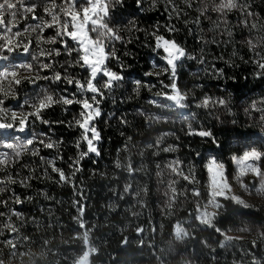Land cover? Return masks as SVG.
Instances as JSON below:
<instances>
[{
  "label": "trees",
  "instance_id": "trees-1",
  "mask_svg": "<svg viewBox=\"0 0 264 264\" xmlns=\"http://www.w3.org/2000/svg\"><path fill=\"white\" fill-rule=\"evenodd\" d=\"M49 2L43 0V5ZM55 2L59 5L62 0ZM219 3L220 0H191L189 6L186 0H142L140 8L135 0L113 4L107 23L118 29L128 43L116 41L118 59L106 61L124 79L112 92L104 89L103 99L97 97L102 113L95 120L102 137L97 145L100 154L88 155L78 165L81 171L71 172L73 161L86 151L82 141L77 147L81 129L75 126V118H79L80 106H68L66 110L63 105H54L45 112L43 118L50 124L36 122L32 129L38 140L0 170V181L11 175L28 184L24 187L18 182H0L5 189L0 192V200L8 201L7 207H0V212L6 213L0 217V264H78L83 253H87V264L264 261V191L257 192L253 177L245 179L249 188L237 185L248 208L219 198L222 207H214L212 227L201 222L197 211L209 199L205 167L209 156H216L228 167L232 155L254 147V142L264 152L262 113L251 108L253 101L264 100V77L256 75L259 69L253 62L258 59L257 52L264 56V0H236L237 7L226 16L212 11ZM173 7L179 10V18ZM204 7L208 12L202 15ZM248 11L253 15L248 16ZM36 15L50 20L43 6L38 7ZM243 19L248 21L247 27L239 23ZM252 24L257 27L252 28ZM170 25L177 31L169 32ZM153 32L175 39L187 52L203 55L207 62L201 65L198 60H185L179 69L178 87L189 97L188 109L160 106L170 103L156 95L161 91L170 93L160 84L161 80L170 82L167 75L143 76L145 72L159 71L163 64L151 52L155 45ZM42 35L54 36L55 29H45ZM61 52L56 58L60 64L77 58L75 53L71 57L63 53L62 47ZM220 56L222 60L217 59ZM154 59L156 68L152 67ZM213 64L224 69L223 76L204 70ZM69 73L82 81L88 75L79 66L69 68ZM45 74L50 75L41 73ZM106 79L98 77V86ZM43 83L53 93L59 91ZM68 87L70 92L75 91L73 86ZM17 92L22 103L25 93L20 89ZM206 96L224 99L227 107L197 108L195 105ZM153 100L157 103H151ZM9 101L5 107L20 111L16 100L10 97ZM189 125L196 132L211 130L223 147L214 148L210 138L190 134ZM16 136L24 138L14 130H0V140L5 143L15 142ZM39 139L57 147L45 149ZM34 148L40 149L39 155H32ZM0 152L11 155L6 147L0 146ZM41 156L45 160L59 157L56 167L65 171L64 180H59ZM260 167L264 171V157ZM184 176L188 181L182 179ZM195 191L198 196L193 195ZM13 193L24 202L15 204ZM12 210L20 215L12 216ZM215 228L233 238L232 242L222 248L223 235Z\"/></svg>",
  "mask_w": 264,
  "mask_h": 264
},
{
  "label": "snow or ice",
  "instance_id": "snow-or-ice-1",
  "mask_svg": "<svg viewBox=\"0 0 264 264\" xmlns=\"http://www.w3.org/2000/svg\"><path fill=\"white\" fill-rule=\"evenodd\" d=\"M135 2L137 7L140 8L142 0H135ZM114 3H122V0H108V2L106 0H83V3H80L79 0H62L59 5L55 0H50L46 5H43V0H0V130H14L23 134L24 137L22 139L21 136H16L14 138L15 142L5 143L0 140V146L11 150V155L8 152H0V170L10 165L13 158H19L22 152L29 151V146L38 140V134L32 129L35 127L36 122L44 125L50 124L43 117L45 112L54 105H63L66 110L68 106H80L79 118H75V126L81 129L77 147H80V142L82 141L86 144V151H81L76 160L73 161L71 172L79 173L81 168L78 165L88 155L95 154L98 156L100 154L97 145L102 137L95 125V120L102 113L100 109L101 100L97 99V97L99 96L103 99L104 89L110 93L114 87H119L124 79L121 74L111 70L107 66L106 61L111 58L118 59L117 51L114 47L116 41L128 43L119 34L118 29L114 30L107 23ZM169 3H171V0H169ZM186 3L191 6V0H186ZM39 6H43V13L50 17V20L36 15ZM236 7V0H220V3L212 11L226 16L227 13L232 12ZM173 11L179 18V10L173 7ZM207 12L208 7L201 8L202 15ZM247 15L252 16L253 13L248 11ZM29 19L32 23H28ZM22 22H24L23 28H21ZM196 23H199V19H197ZM224 23L227 24L226 19ZM239 23L245 27L248 26L246 19L240 20ZM251 27L256 28L257 25L252 24ZM45 29H55V35L45 38V35H42ZM168 31L175 32L177 29L174 25H170L168 26ZM90 33H94L95 38ZM152 36L154 37L155 45L151 48V52L163 64L160 66L159 71L145 72L143 76L159 77L167 75L170 82L165 84L161 80L160 84L164 89H170V93L161 91L157 92L156 95L170 103L161 104L160 106L177 110L188 109L189 97L178 87L179 69L183 67L185 60H198L201 65H205L207 62L203 55L197 57L187 52L185 47L177 43L175 39L157 35L155 32L152 33ZM228 36H232L231 31H228ZM249 44L251 48H255L254 45H251V41H249ZM47 45L59 46L47 47ZM61 47L63 48V53L69 57L75 53L77 58L74 61L66 60L63 64H60L56 58L62 55ZM106 49H108L107 52ZM161 51L163 55H160ZM256 56L258 59L253 61L259 69L256 75L264 77V56H261L259 52L256 53ZM217 59L222 60L223 57L220 56ZM75 66H79L81 70L88 73L83 81L69 73V68H74ZM121 66L124 67L123 64ZM157 66L154 59L152 67L156 68ZM58 67L60 70H57ZM204 70L210 71L211 74L218 77L224 74V69H217L214 64L211 69L205 68ZM23 72L34 73V75H21ZM42 72L50 73V75H41ZM98 77H106L107 79L102 85L98 86ZM43 82L54 85L59 91L53 93ZM136 85L138 90L139 81H136ZM68 86H73L75 91L70 92ZM17 89L25 93L22 103ZM88 93L91 94L90 97L87 95ZM78 96L81 98H78ZM10 97L16 100L20 111L4 106L6 102H10ZM151 103L156 104L157 101L153 100ZM258 104L264 105V100L253 101L251 108L262 113L260 119L264 121V107H258ZM217 105L227 107L224 99L212 100L207 96L195 106L197 108H210ZM25 107L31 110L23 111ZM191 115L193 118L195 117V113ZM189 131L190 134L199 135L202 138H210L214 148L223 147L211 130L196 132L189 125ZM262 132H264V129H262ZM39 144L45 149L57 147L53 142L46 143L44 139H39ZM31 151L34 156L40 153L39 148H34ZM196 155L200 156L201 154L196 153ZM262 157H264V152L258 151L256 148L245 151L242 156L237 157L234 155L232 157L238 168L235 179L241 181V178L248 173L259 177L260 188L257 189L258 193L264 191V171L261 170L257 163ZM58 158L45 160L43 156L40 157L42 162L51 167L53 173L58 174L59 180H64L65 171L56 167ZM173 163H176V161H173ZM205 167L208 175L209 199L204 209L197 208V211L202 213L201 222L212 227L213 218L216 214L209 213L207 207L208 205L217 209L222 207L218 198L231 199L236 204L243 206V208H248L249 205L238 197L228 196L230 184L223 162L219 161L216 156H209ZM191 171L194 172V169L191 168ZM182 179L188 181L187 176L182 177ZM0 182L4 184H15L18 182L24 187L28 186L26 180L16 181L11 175H7L6 179ZM241 186L247 187L246 185ZM4 191L5 189L0 187V192ZM193 195L198 196L199 192L195 191ZM13 198L15 204L24 202L15 193H13ZM28 199H31V197H28ZM7 204L8 201L0 200V207H7ZM5 215V212H0V217ZM11 215L19 216L20 212L12 210ZM215 231L223 235L222 248L232 242L233 238L224 235L219 228H215ZM261 235L264 236V233H261ZM255 246L256 242H253V247ZM252 264H257V261L253 259ZM259 264H264V261H260Z\"/></svg>",
  "mask_w": 264,
  "mask_h": 264
},
{
  "label": "rangeland",
  "instance_id": "rangeland-1",
  "mask_svg": "<svg viewBox=\"0 0 264 264\" xmlns=\"http://www.w3.org/2000/svg\"><path fill=\"white\" fill-rule=\"evenodd\" d=\"M92 36H93V38H95V34L94 33H90ZM256 113H260V112H256ZM224 124V123H223ZM222 124V125H223ZM224 126V125H223ZM258 145H257V143L256 142H254V147H249L248 149H246L245 151H249V150H251L252 148H256L258 151H261V148L260 147H257ZM244 151V152H245ZM243 152V153H244ZM262 152V151H261ZM243 153H241V154H235V156H237V157H239V156H242L243 155ZM234 155H232L231 157H233ZM261 161H262V158H261V160L259 161V162H257L258 163V165H259V167H260V164H261ZM261 168V167H260ZM225 169H226V175H227V178H228V182H229V184H230V189H229V191H228V196H235V197H238V198H240V200H242V201H245V199L243 198V196H241L240 194H239V189H238V186L237 185H239V183L241 184V185H246L247 187L246 188H249L248 187V185H247V183L245 182V179H246V177L248 176V177H253V179L255 180V182L258 184V188H260V179H259V177H256L254 174H252V173H248L246 176H244V177H242L241 178V181H237L236 179H235V176H236V174H237V172H238V168H237V166H236V164L233 162V160L231 159V165L230 166H225ZM261 170L263 171V169L261 168ZM260 193H263V191L262 192H260ZM218 201H219V198H218ZM211 206V205H210ZM202 209H204V207L202 208ZM213 209H215L214 207H209V208H207V211L209 212V213H214L213 212ZM199 217L201 218L202 217V213L199 211ZM78 264H87V253H83L80 257H79V260H78Z\"/></svg>",
  "mask_w": 264,
  "mask_h": 264
}]
</instances>
